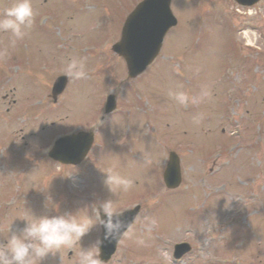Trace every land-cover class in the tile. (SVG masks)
Listing matches in <instances>:
<instances>
[{"label":"rangeland","instance_id":"374dc122","mask_svg":"<svg viewBox=\"0 0 264 264\" xmlns=\"http://www.w3.org/2000/svg\"><path fill=\"white\" fill-rule=\"evenodd\" d=\"M139 1L31 0L33 25L17 41L21 49L20 44L29 40L28 56L39 61L26 68L27 74L38 75L35 67L43 62L53 68L65 64L85 47L105 50L80 55L89 71L84 79L72 77L73 88L60 108L54 114L48 111L42 121L29 118L23 132L19 129L25 115L17 110L5 115L2 106L0 119L20 121L10 129V123L0 120V243L32 216L72 214L92 226L91 237L88 232L80 241L54 249L41 264H78L80 248L94 243L101 203L112 200L117 213L140 205L142 217L134 226L137 231L121 241L111 264H174L173 247L181 242L192 245L193 252L176 264H218L216 259L223 264H264V0L250 9L233 0H172L178 26L166 36L156 64L136 82L126 83L125 64L111 47L120 38L126 14ZM0 2L2 16L15 0ZM51 11L57 16L49 23ZM74 36L82 39L80 43L68 41ZM9 40L10 34L0 32V42ZM55 42L75 49L70 56L60 53ZM2 43L4 62L15 49ZM15 74L0 64L1 81L15 82ZM32 77L27 78L31 97L41 94V82L34 83ZM8 87L9 92L12 84ZM177 88L190 96L206 89L210 97L177 105L168 96ZM109 93L117 95L118 113L128 112L135 132L116 122L104 133L96 121L92 128L99 146L89 161L96 165L91 183L87 178L70 180L80 189L73 190L67 175L84 170L67 168L63 176L39 157L47 154L49 140L63 127L68 132L89 125ZM63 108L66 114L59 121ZM29 132L34 134L31 141ZM169 151L178 152L183 175L181 187L170 193L161 179L160 187L157 183V169L163 171ZM109 170L131 179L132 187L113 186L110 191L105 184ZM137 197L144 200L136 201ZM135 233L138 239L132 241ZM67 252H73L72 261Z\"/></svg>","mask_w":264,"mask_h":264},{"label":"clouds","instance_id":"9594fccd","mask_svg":"<svg viewBox=\"0 0 264 264\" xmlns=\"http://www.w3.org/2000/svg\"><path fill=\"white\" fill-rule=\"evenodd\" d=\"M33 18L31 0H15L11 7L4 10L0 16V32L10 34V47H15L17 41L25 37L33 25ZM63 70L69 77L78 79L85 73V64L82 59L74 57L65 63ZM168 96L177 105L183 106L204 101L210 97V92L202 89L199 95L190 96L177 88L170 89ZM105 184L110 191L113 186L127 190L132 187L133 181L109 170ZM99 210L103 239L98 237L91 246L81 247L78 264H102L99 252L104 241H116L126 231L125 221L114 210V201H103ZM91 227L72 214L32 216L31 221H26L22 228L8 234L5 242L0 243V264H41L54 249L80 241Z\"/></svg>","mask_w":264,"mask_h":264},{"label":"water","instance_id":"95a60500","mask_svg":"<svg viewBox=\"0 0 264 264\" xmlns=\"http://www.w3.org/2000/svg\"><path fill=\"white\" fill-rule=\"evenodd\" d=\"M237 1L240 3L248 2L249 5H252L258 0ZM170 3L171 0H144L128 17L121 40L113 47V50L125 60L129 78H136L140 75L158 56L166 33L176 25L177 22L170 10ZM55 90L61 92L62 89L56 88ZM79 139L80 136L63 140L55 150L57 160L63 161L65 156L71 157L73 154H63L60 147L72 146V148H77L80 144ZM176 162V158L172 157L169 164L170 168L174 167L171 171V184H169L172 187L178 186L180 181ZM129 216L133 220L134 215Z\"/></svg>","mask_w":264,"mask_h":264},{"label":"flooded vegetation","instance_id":"af4514ba","mask_svg":"<svg viewBox=\"0 0 264 264\" xmlns=\"http://www.w3.org/2000/svg\"><path fill=\"white\" fill-rule=\"evenodd\" d=\"M21 51H17V52L14 53V55H12L13 61H15V59H16L18 61H22L23 63L24 62H26V63L30 62L31 61V58L30 57H27V56H22V53L24 55H26V54H25L24 51H22V53H21ZM46 83H48V82H46Z\"/></svg>","mask_w":264,"mask_h":264},{"label":"bare ground","instance_id":"6f19581e","mask_svg":"<svg viewBox=\"0 0 264 264\" xmlns=\"http://www.w3.org/2000/svg\"><path fill=\"white\" fill-rule=\"evenodd\" d=\"M246 36H247V34H246Z\"/></svg>","mask_w":264,"mask_h":264}]
</instances>
